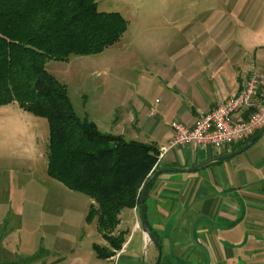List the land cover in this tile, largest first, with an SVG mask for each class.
<instances>
[{"label":"rangeland","instance_id":"obj_1","mask_svg":"<svg viewBox=\"0 0 264 264\" xmlns=\"http://www.w3.org/2000/svg\"><path fill=\"white\" fill-rule=\"evenodd\" d=\"M97 5L127 20L121 38L99 53L48 60L45 67L66 85L79 116L105 132L122 127L126 139H147L154 118L148 117L149 104L169 83L160 72L163 64L235 52L238 39L264 33V0H97ZM47 142L45 117L16 102L0 105V264H108L93 247L107 242L95 219L86 220L91 199L48 174ZM119 218L130 226L133 214L124 208Z\"/></svg>","mask_w":264,"mask_h":264},{"label":"crops","instance_id":"obj_2","mask_svg":"<svg viewBox=\"0 0 264 264\" xmlns=\"http://www.w3.org/2000/svg\"><path fill=\"white\" fill-rule=\"evenodd\" d=\"M236 45L235 52H205L192 64L173 58L161 66L169 83L160 89L158 101L149 104L148 117L154 118L144 142L166 144L172 135L171 120L191 125L200 113L234 95L250 69L264 74V33L238 39ZM135 124L141 133L139 117ZM124 131L121 127L115 133ZM238 143L223 148L175 147L158 164L191 167L239 148ZM127 209L133 220L129 226L119 218L117 228L124 242L115 255L104 259L108 264L144 262L139 210ZM145 213L161 245L158 264H264V132L247 149L226 159L192 171L159 173L147 188ZM145 257L147 264H154L157 250L152 244Z\"/></svg>","mask_w":264,"mask_h":264},{"label":"trees","instance_id":"obj_3","mask_svg":"<svg viewBox=\"0 0 264 264\" xmlns=\"http://www.w3.org/2000/svg\"><path fill=\"white\" fill-rule=\"evenodd\" d=\"M126 29L127 20L118 11L99 10L97 0H0V105L16 102L47 119V172L89 195L86 220L95 219L107 242L93 245L102 259L121 248L119 213L138 209L143 183L160 167L158 147L102 131L79 116L66 85L45 65L99 53Z\"/></svg>","mask_w":264,"mask_h":264},{"label":"built area","instance_id":"obj_4","mask_svg":"<svg viewBox=\"0 0 264 264\" xmlns=\"http://www.w3.org/2000/svg\"><path fill=\"white\" fill-rule=\"evenodd\" d=\"M243 112L244 117H235ZM170 126L172 135L166 144L158 147L157 161L168 149L175 147L223 148L249 138L264 127V74L250 69L242 87L234 95L200 113L191 125L174 119Z\"/></svg>","mask_w":264,"mask_h":264},{"label":"water","instance_id":"obj_5","mask_svg":"<svg viewBox=\"0 0 264 264\" xmlns=\"http://www.w3.org/2000/svg\"><path fill=\"white\" fill-rule=\"evenodd\" d=\"M264 132V127L258 129L256 132H254L239 148L224 153V154H220L218 156L215 157H211L203 162H200L198 164H195L194 166L191 167H170V166H162V167H158L156 168L153 172H151L148 177L146 178L145 182L143 183V186L140 190V194H139V200H138V210H139V219H140V226L141 229L143 231V234L145 236V246H144V262L143 264H147L146 262V251H147V247L149 244H152L156 250H157V257L156 260L154 262V264H158V261L160 259V255H161V245L160 242L157 240V238L155 237V235L153 234L148 222H147V218H146V213H145V207H144V201H145V193L147 191L148 185L150 183V181L157 176L159 173L161 172H165V171H192L195 170L205 164H208L210 162L213 161H218V160H223L226 159L227 157H230L232 155H235L237 153H240L242 151H244L245 149H247L251 143L255 140V138L260 134Z\"/></svg>","mask_w":264,"mask_h":264}]
</instances>
